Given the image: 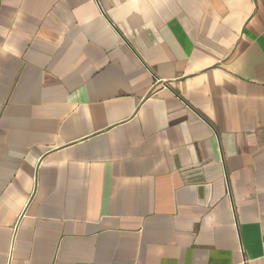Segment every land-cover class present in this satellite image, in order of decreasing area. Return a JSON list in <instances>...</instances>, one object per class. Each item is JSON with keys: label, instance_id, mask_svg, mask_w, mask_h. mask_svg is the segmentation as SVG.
I'll return each instance as SVG.
<instances>
[{"label": "crops", "instance_id": "0c3cea01", "mask_svg": "<svg viewBox=\"0 0 264 264\" xmlns=\"http://www.w3.org/2000/svg\"><path fill=\"white\" fill-rule=\"evenodd\" d=\"M0 264H264V0H0Z\"/></svg>", "mask_w": 264, "mask_h": 264}]
</instances>
